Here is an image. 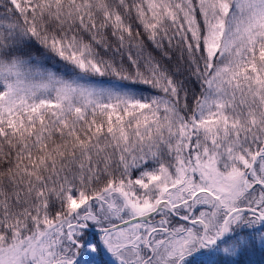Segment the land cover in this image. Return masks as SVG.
I'll return each instance as SVG.
<instances>
[{"label":"snow or ice","instance_id":"1","mask_svg":"<svg viewBox=\"0 0 264 264\" xmlns=\"http://www.w3.org/2000/svg\"><path fill=\"white\" fill-rule=\"evenodd\" d=\"M258 245L264 0H0V264Z\"/></svg>","mask_w":264,"mask_h":264},{"label":"trees","instance_id":"2","mask_svg":"<svg viewBox=\"0 0 264 264\" xmlns=\"http://www.w3.org/2000/svg\"><path fill=\"white\" fill-rule=\"evenodd\" d=\"M153 55L159 57V53L153 52ZM178 51L173 55L172 61H162L166 66L172 67L176 64L178 59ZM244 264H264V249H261L259 245L257 246V250L250 252L246 257H244Z\"/></svg>","mask_w":264,"mask_h":264}]
</instances>
